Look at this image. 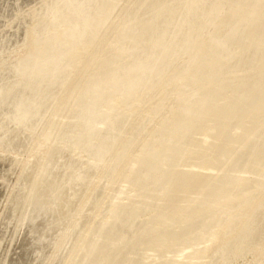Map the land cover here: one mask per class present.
Returning <instances> with one entry per match:
<instances>
[{
	"label": "bare ground",
	"instance_id": "6f19581e",
	"mask_svg": "<svg viewBox=\"0 0 264 264\" xmlns=\"http://www.w3.org/2000/svg\"><path fill=\"white\" fill-rule=\"evenodd\" d=\"M14 21L7 20L4 27L11 28ZM34 30V24H28L22 40L0 47V148L4 150L0 152V162L4 160L12 167L13 159L2 155H11L13 151L31 156L39 164L45 160V165H39L42 170L35 172L42 176L52 158H64L78 162L81 170L86 168L90 172L89 178L74 177L70 182L80 186L87 184L84 193L91 186L98 184L99 187L100 182L103 183L104 193L99 203H95L100 207L95 212L98 220L94 219L96 222L84 230L71 260L78 259V264H88L93 257L92 264H203L214 246L250 226L264 207L262 162L256 159L248 164V169L246 165L236 169L232 161L234 155L252 135H248L237 150H230L226 144L223 146L225 135H215L219 116L208 113L210 109L205 103L199 113H192L193 102L185 97V83L189 70L195 65L193 60L187 72L181 70L172 77L167 93L154 96L169 66L155 74L153 62L150 67L141 65L142 60L132 54L126 55L129 59L126 65L118 57L110 62L109 57L95 64L92 61L89 65L85 60L89 47H81L80 39L72 49L70 46L59 49V56H48L46 51L51 50L37 49L38 39L27 45ZM19 49L24 51L9 60ZM71 56L77 59L75 63H69ZM58 186L64 188L59 183ZM31 187L28 197L33 190ZM78 204L79 201L77 207ZM56 205L59 207L58 203ZM27 211L29 209L18 215L16 225L20 230L25 225ZM68 228L69 232L75 227ZM57 240L60 243V239ZM96 255H100L99 258Z\"/></svg>",
	"mask_w": 264,
	"mask_h": 264
},
{
	"label": "rangeland",
	"instance_id": "374dc122",
	"mask_svg": "<svg viewBox=\"0 0 264 264\" xmlns=\"http://www.w3.org/2000/svg\"><path fill=\"white\" fill-rule=\"evenodd\" d=\"M235 8L236 10L233 11ZM9 19H15V21L11 28H6L4 25ZM28 24H34L35 30L27 45L38 39L37 49L39 48L40 51L51 50L46 51L48 56L57 54L59 56V49L69 48V46L72 49L74 48L73 44L77 45L76 41L80 39L83 43L81 47H89L85 59L89 65L92 61L95 64V62H101L108 57L109 62L118 57L123 60V65H126L129 63L126 55L132 54L136 59L142 60L141 65L147 64L150 67L153 62V68L156 69V72L153 69L155 74L164 71V68L169 66L157 84L154 96L167 93L168 83L172 77L181 70L187 72L190 68V61L193 60L195 65L189 70L185 83L187 86L185 97L193 102L192 113H199L205 103V106L210 109L208 113H211L213 117L219 116L215 135H225L226 141L223 146L226 144L230 150L232 148L237 150L243 140L248 135H252L236 151L232 160L233 165L236 169L246 165V169H248V164L257 159L262 162L264 170V0H0V47H8L22 40ZM23 51V49L15 51L17 54L10 55L9 60ZM76 61L77 59L74 60L73 56L69 58V63ZM129 66L130 64L125 67ZM193 75L194 77H192ZM213 144L215 145V142ZM0 152H4V150L0 148ZM226 152L227 150H224V153ZM38 154L40 155L42 152H38ZM2 156L12 158L14 165L8 167L6 161L0 162V264H5L6 259V264L15 262V264H46L47 262H50L48 264H57L58 262L59 264H78V259L71 260L73 259L71 257L74 256V249L81 243L79 241H81L82 234L89 229L90 224L98 220L95 218V212L100 209L97 201H100L104 193L103 183L100 182L99 187L98 184L91 186L84 193L87 184L80 186L73 182L70 183L74 177H90V172L86 168L81 170L78 162L72 160L73 163L64 158H52L53 161L50 160V164H46L47 172L41 176L37 173L42 170L39 165H45L43 164L45 160L39 164L33 157L19 155L15 151L11 152V155ZM60 160L63 161L59 162ZM36 171L37 173H35ZM55 179L57 180L55 181ZM34 181L35 183H33ZM58 183L65 189L58 186ZM65 183L67 184L65 185ZM29 187L34 190H31L30 197H28ZM40 189L41 191H39ZM55 189L57 193H55ZM92 193H94L93 197ZM24 198L27 203L24 202ZM90 198L91 200H89ZM57 203L60 208L57 207ZM82 207L83 214H81ZM28 209L25 225L23 230H20L18 224L16 225L19 220L17 218ZM66 210L68 212H65ZM39 213L40 215H38ZM62 215H65L64 219ZM75 215L76 218L73 217ZM85 217L86 219H84ZM87 219L90 223H87ZM9 220L12 224L15 223L12 225L7 222ZM70 220L73 222L69 223ZM66 221L70 224L69 226ZM10 224L12 226L9 227ZM72 226L77 229L74 228L70 231ZM43 227L49 230H44ZM64 227H70L68 230L72 233L70 234L66 228L63 230ZM17 228H19L18 232ZM62 230L66 231L65 236ZM44 232L46 234L49 232V234L45 235ZM55 233L56 235L61 234L63 239L60 235L55 236ZM66 236L67 238H65ZM40 237L44 239H40ZM54 239H60V243L58 240L55 242ZM51 241L57 245L54 246ZM39 247L43 248L42 252H39ZM101 254L102 252H100ZM45 255L49 258H46ZM100 255H96V257L99 258ZM93 259L95 260L93 257L88 264H92ZM45 261L46 263H44ZM205 263L264 264V207L261 208V212L249 227H245L237 235L214 246Z\"/></svg>",
	"mask_w": 264,
	"mask_h": 264
}]
</instances>
